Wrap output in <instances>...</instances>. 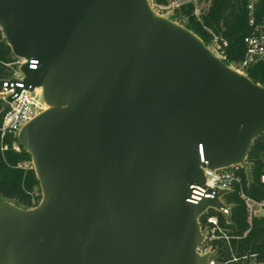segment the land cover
<instances>
[{
    "label": "water",
    "instance_id": "obj_1",
    "mask_svg": "<svg viewBox=\"0 0 264 264\" xmlns=\"http://www.w3.org/2000/svg\"><path fill=\"white\" fill-rule=\"evenodd\" d=\"M0 30L49 106L17 135L41 199L0 200V264H208L199 216L229 221L230 190L204 168L252 182L264 87L149 0H0Z\"/></svg>",
    "mask_w": 264,
    "mask_h": 264
},
{
    "label": "trees",
    "instance_id": "obj_2",
    "mask_svg": "<svg viewBox=\"0 0 264 264\" xmlns=\"http://www.w3.org/2000/svg\"><path fill=\"white\" fill-rule=\"evenodd\" d=\"M206 6L199 18L193 14L194 4L186 1L177 10L178 17L186 19L189 30L199 36L208 46L212 33L226 40L225 63H239L243 58V38L249 28L247 24V0H205ZM157 5L167 4L168 0H154ZM172 20L178 21L176 17ZM17 58L10 46L0 35V80L9 77L12 65ZM252 81L264 87V62H258L243 70ZM2 100L0 99V125L3 117ZM247 162L250 163L252 182L247 183L244 167L235 171L241 178L240 185L222 196L225 204L230 206L229 221L226 216L214 209L199 216L201 229L206 227V216L215 215L223 235L206 240L215 250L213 258L216 264H252L264 263V214L249 218L241 191L257 202L264 201V183L260 181L264 173V132L257 136L248 151ZM41 199V189L36 177L30 154L23 149L18 137L12 134L1 136L0 133V200H9L23 207L36 206ZM264 208V206H263ZM204 247V246H203Z\"/></svg>",
    "mask_w": 264,
    "mask_h": 264
},
{
    "label": "built area",
    "instance_id": "obj_3",
    "mask_svg": "<svg viewBox=\"0 0 264 264\" xmlns=\"http://www.w3.org/2000/svg\"><path fill=\"white\" fill-rule=\"evenodd\" d=\"M186 1H192L194 4L193 14L199 18L203 9L197 7L194 2L195 0H184L183 2H173V7H180ZM208 1V0H207ZM152 8L158 12L157 4L154 0H149ZM206 2V1H205ZM207 3V2H206ZM205 3V6H206ZM247 24L248 32L243 38L244 53L242 60L238 63V71L243 72L245 68L258 62H264V0H247ZM212 45L208 47L213 51L219 58H225V46L227 45L226 40L221 38L219 35L212 33ZM25 62L24 59L17 58L15 63L18 66V72L14 71L12 74L3 79L2 90L0 91V99L3 101L7 96L13 94V99L8 103L6 108H3L4 113L2 122L0 125L1 136L6 134L18 135L19 130L29 121H31L39 112L45 108L43 99L41 100L42 91L41 88L35 87L33 90L26 89L23 83V73L20 71V65ZM36 67V60L30 61V68ZM19 91L16 92V89ZM201 148V146H200ZM202 152V148H201ZM240 165H232L226 168L212 170L204 168V173L209 187H218L231 190L234 185L241 184V178L236 174V170ZM260 181L264 183V173L260 176ZM191 195L189 200L192 199L193 191H198L202 194L207 195L206 189L199 186L191 187ZM241 197L244 200L249 218L258 215V210L263 208L264 201L257 202L251 197L241 191ZM222 199V198H221ZM214 209V208H209ZM207 209L203 214L207 213ZM216 210V209H214ZM218 211V210H217ZM221 212V211H219ZM223 213V212H221ZM224 214V213H223ZM206 227H205V238L202 244L199 246L198 251L206 245V240H212L213 238H219L223 236L221 228L218 224V218L215 215L206 216ZM220 235H216V232ZM208 264H216L213 258H210Z\"/></svg>",
    "mask_w": 264,
    "mask_h": 264
},
{
    "label": "rangeland",
    "instance_id": "obj_4",
    "mask_svg": "<svg viewBox=\"0 0 264 264\" xmlns=\"http://www.w3.org/2000/svg\"><path fill=\"white\" fill-rule=\"evenodd\" d=\"M183 1L184 0H168L167 4H165V5L164 4L163 5L162 4L157 5V9H158L157 11H158L159 14H162L163 16H166V17H169V18L176 17L178 19V21H176V20L175 21L180 23V24H182V25H184L187 22L186 19L177 16L178 13H179V11L177 9L179 7H173L172 5H170L173 2H183ZM194 2H196L195 3L196 5L198 4L197 5L198 8H200L201 6H202V8H205V3H206L205 0H195ZM0 35L3 36L2 33H1V30H0ZM212 43H213V41H212V38H211L209 46L212 45ZM222 60L225 61L226 59L223 58ZM228 65L231 66L234 69H238V64L235 63V62H230V63H228ZM10 70H11V72H14V71L18 72L19 70H18L17 63L14 62L12 65H10ZM41 100H42V96H41ZM47 108H49V106L45 105V109H47ZM31 164H32V161H31ZM263 209L264 208H260L258 210L257 214H262L264 212ZM205 252H213L215 254V250H214V248L212 247L211 244H206L203 248L200 249V253L201 254H203Z\"/></svg>",
    "mask_w": 264,
    "mask_h": 264
},
{
    "label": "bare ground",
    "instance_id": "obj_5",
    "mask_svg": "<svg viewBox=\"0 0 264 264\" xmlns=\"http://www.w3.org/2000/svg\"><path fill=\"white\" fill-rule=\"evenodd\" d=\"M206 184L208 185L210 183H207V180H206ZM204 197H212V194L207 193V195H205V194H202V193H200L198 191H193L192 199L195 200V201H192V202H198Z\"/></svg>",
    "mask_w": 264,
    "mask_h": 264
},
{
    "label": "crops",
    "instance_id": "obj_6",
    "mask_svg": "<svg viewBox=\"0 0 264 264\" xmlns=\"http://www.w3.org/2000/svg\"><path fill=\"white\" fill-rule=\"evenodd\" d=\"M263 211H264V209H263ZM262 214H264V212ZM262 214H258V215H262Z\"/></svg>",
    "mask_w": 264,
    "mask_h": 264
}]
</instances>
